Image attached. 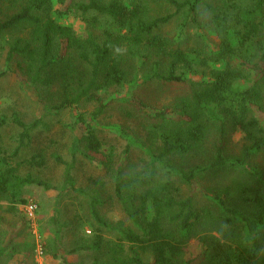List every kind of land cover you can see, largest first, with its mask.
Returning <instances> with one entry per match:
<instances>
[{
  "label": "trees",
  "instance_id": "obj_1",
  "mask_svg": "<svg viewBox=\"0 0 264 264\" xmlns=\"http://www.w3.org/2000/svg\"><path fill=\"white\" fill-rule=\"evenodd\" d=\"M73 1L57 0L66 9ZM86 1L77 6L78 11L84 17L94 16L85 19L87 38L84 40L75 36L72 27L63 26L51 17L53 0H28L20 13L0 22V39L19 26L29 30L27 39H18L11 46L8 62L16 55L20 56L33 86L59 84L63 99L54 107L56 110L72 108L82 101L94 102L98 108L92 120L96 121L108 107L103 92L130 80L131 72L127 66L131 61L152 65L147 62L153 57L157 59L153 71L144 75L145 82L183 83L185 76H178V71L191 73L196 63L206 67L212 62L223 67L212 71L211 79L191 97L178 100L172 117L152 112L137 101L141 110L162 120L156 130L162 147L158 154L151 155L146 171L125 174L120 167L113 175L116 197L135 229L121 223L113 226L104 222L98 211L99 197L91 199L92 214L97 223L119 235L118 243L110 250L107 264H181L183 240L190 236L201 216L195 209L192 196L178 198L181 190L171 177L177 176L186 185H192L202 176L226 167L248 172L252 181L237 183L236 196L228 191L214 194L216 202L230 215L231 219L227 220L231 225L225 228L218 224L212 232L219 237L212 234L201 241L205 245L202 262L264 264V173L251 164L257 157L264 161V0ZM162 4L175 8L176 16H182L183 28L190 23L196 29L206 27L214 31L220 39V46L206 57L204 53L186 51L176 45L174 39L163 33V28L174 15L153 17L155 6ZM100 18L108 21V29L100 31ZM200 58L202 62H198ZM163 63L167 64L164 74L160 72ZM80 66L85 67L84 72L80 71ZM81 122L86 124L84 119ZM14 123L22 129V140L28 139L30 131L37 126V123L27 125L18 117L14 118ZM217 123H221V138L210 165L185 171L171 163L172 157L201 156L208 131ZM227 124L245 135L247 144L239 157L225 155L223 140ZM84 135L86 150L90 154H102L103 143L96 127L88 124ZM54 158L66 166V184L75 189L73 165L59 156ZM106 158L103 162L93 161L111 173L114 153L110 151ZM25 163L43 166L44 159L40 156ZM157 166L167 171V180L158 179ZM25 185L53 189L33 177H19L17 168L1 158L0 203L8 202L11 209L25 206L29 201L21 196ZM206 192L213 195L208 189ZM235 219L238 225L232 222ZM175 229H179L180 238ZM97 239L98 248L101 238ZM44 250L45 245L42 254ZM147 254L151 255L150 262H145L142 257ZM5 255L6 248L0 243V264ZM186 264L194 262L189 260Z\"/></svg>",
  "mask_w": 264,
  "mask_h": 264
},
{
  "label": "rangeland",
  "instance_id": "obj_2",
  "mask_svg": "<svg viewBox=\"0 0 264 264\" xmlns=\"http://www.w3.org/2000/svg\"><path fill=\"white\" fill-rule=\"evenodd\" d=\"M85 2L74 0L70 8L66 9L53 0L50 13L57 23L72 27L75 36L81 40L87 38L85 19L94 16L84 17L78 11L77 6ZM27 3L28 0H0V22L20 13ZM155 8L154 18L174 15L173 20L163 28V33L184 50L197 51L209 57L220 46L218 35L207 30L204 25L205 28L200 30L190 23L183 28L182 16H176L175 8L166 4ZM99 26L100 31L108 29V21L100 18ZM28 35L29 30L19 26L0 39V159L5 158L11 167L17 168L19 177H33L53 186V189L46 190L37 185L23 187L21 196L36 201L39 206L33 225L28 221L23 205L11 209L8 202L0 203V243L6 248L2 264H107L110 250L118 243L119 235L117 231L97 223L92 214L91 199L93 196L99 197L98 211L104 222L113 226L121 223L135 229L116 197L113 175L120 167L125 174L146 171L151 163V155L158 154L162 147L156 132L162 120L141 110L137 101L144 103L152 112L172 117L178 100L191 97L202 88L204 82L211 79L212 71L223 67L212 62L206 67L196 63L191 73L178 71V76H185L183 83L158 80L145 82L144 75L153 71L157 59L153 57L147 62L152 65L131 61L127 66L131 72L130 80L120 87L103 92L107 110L93 121L97 103L82 101L72 108L56 110L54 107L60 105L63 99L59 84L33 86L20 56L16 55L8 62L11 46L18 39H27ZM202 61V58L198 60ZM80 71L84 72L85 67L80 66ZM160 72H167L166 63H163ZM15 117L27 125L37 123L28 139H21L22 129L14 123ZM88 124L96 127L103 143L100 155L90 154L86 150L83 138ZM220 129L221 123L211 126L201 156L184 159L172 157L171 163L185 171L210 165L214 160L216 144L221 138ZM223 144L226 156L239 157L247 142L240 129L227 124ZM110 151L114 153V170L111 173L93 161L107 160L106 155ZM39 155L43 156V166L25 163L26 160L39 159ZM55 156L73 165L75 189L67 186L66 166L59 164ZM251 164L264 173L262 158H255ZM157 177L160 181L167 180V171L157 166ZM171 178L181 190L178 198L192 196L195 209L201 216L190 236L183 240L181 264L189 260L194 264H205L202 262L205 245L201 241L210 238L218 224H223L225 228L231 225L227 220L231 219L230 215L216 202L214 194L228 191L236 196L237 183L251 182L252 177L244 170L226 167L222 171L202 176L192 185H186L177 176ZM207 189L213 195L207 194ZM56 215L58 220L54 221ZM232 222L238 225V220ZM175 230L180 238L179 229ZM213 235L219 237L216 233ZM97 238H101L98 248ZM44 245L42 254L39 247L43 248ZM128 248L126 244V251ZM142 257L145 262L151 261L150 254Z\"/></svg>",
  "mask_w": 264,
  "mask_h": 264
},
{
  "label": "built area",
  "instance_id": "obj_3",
  "mask_svg": "<svg viewBox=\"0 0 264 264\" xmlns=\"http://www.w3.org/2000/svg\"><path fill=\"white\" fill-rule=\"evenodd\" d=\"M24 211L28 221L33 225L37 220L38 204L34 200H29L24 206ZM40 252H42V247H39Z\"/></svg>",
  "mask_w": 264,
  "mask_h": 264
}]
</instances>
